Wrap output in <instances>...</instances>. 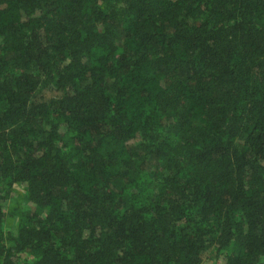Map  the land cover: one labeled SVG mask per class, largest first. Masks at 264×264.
Listing matches in <instances>:
<instances>
[{"label": "trees", "instance_id": "1", "mask_svg": "<svg viewBox=\"0 0 264 264\" xmlns=\"http://www.w3.org/2000/svg\"><path fill=\"white\" fill-rule=\"evenodd\" d=\"M207 247L264 264V0H0V264Z\"/></svg>", "mask_w": 264, "mask_h": 264}, {"label": "rangeland", "instance_id": "2", "mask_svg": "<svg viewBox=\"0 0 264 264\" xmlns=\"http://www.w3.org/2000/svg\"><path fill=\"white\" fill-rule=\"evenodd\" d=\"M23 189L21 186H15L13 190L10 192V196L4 200L5 213H7L9 207L14 203L16 196L19 193H22ZM15 220L7 217L3 224L4 231L14 232ZM23 257L27 258L29 261L32 260V257L28 254H23ZM201 264H224V257L216 253V251L207 247L202 255Z\"/></svg>", "mask_w": 264, "mask_h": 264}]
</instances>
